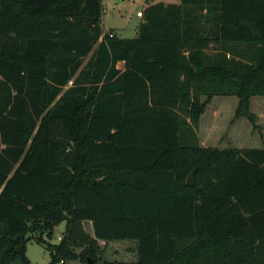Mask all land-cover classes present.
I'll use <instances>...</instances> for the list:
<instances>
[{
	"label": "trees",
	"instance_id": "trees-1",
	"mask_svg": "<svg viewBox=\"0 0 264 264\" xmlns=\"http://www.w3.org/2000/svg\"><path fill=\"white\" fill-rule=\"evenodd\" d=\"M102 11L0 0V264H32L27 234L42 244L62 222L50 264L73 244L93 264H264V147H205L197 133L216 94L237 95L236 116L257 126L264 0L160 1L133 38L104 32ZM122 239L138 242L136 261L98 260L99 240Z\"/></svg>",
	"mask_w": 264,
	"mask_h": 264
},
{
	"label": "rangeland",
	"instance_id": "rangeland-1",
	"mask_svg": "<svg viewBox=\"0 0 264 264\" xmlns=\"http://www.w3.org/2000/svg\"><path fill=\"white\" fill-rule=\"evenodd\" d=\"M179 3V0H102V26L104 32L115 30L117 35L123 38L136 37L138 27L142 22L143 16L138 17L137 12H144L145 8L156 2ZM185 15H196L193 27L199 35L214 36L216 29L215 20L210 16L205 19L207 14L191 5H184ZM219 43L211 42L208 53L212 54L219 49ZM229 47H232L228 45ZM227 46V47H228ZM227 56H233L232 51H228ZM90 57V56H89ZM89 57L85 62L88 61ZM207 95H202L201 101H206ZM239 105L237 95L216 94L207 102L205 111L200 116L198 126L199 143L205 147L224 148H259L264 146V95H254L251 97L250 110L256 117V127L252 121L243 116L237 117L236 112ZM66 228V223L62 222L54 228L51 236L47 233L42 235L44 243H37L38 231L31 230L27 237L26 254L32 264H50L51 253L48 246H57L62 241ZM84 229L93 235V226L91 222L84 223ZM138 242L133 239H122L112 241H99V253L97 258L100 262L108 261H126L132 262L138 259ZM72 255L63 257L65 264H93L84 259V246L73 244L69 247ZM14 264H21L20 262Z\"/></svg>",
	"mask_w": 264,
	"mask_h": 264
},
{
	"label": "water",
	"instance_id": "water-1",
	"mask_svg": "<svg viewBox=\"0 0 264 264\" xmlns=\"http://www.w3.org/2000/svg\"><path fill=\"white\" fill-rule=\"evenodd\" d=\"M194 184H195V171L193 170V171L189 174V176H188V178H187L186 185H187V186H194ZM90 262H93V261L90 260Z\"/></svg>",
	"mask_w": 264,
	"mask_h": 264
},
{
	"label": "crops",
	"instance_id": "crops-1",
	"mask_svg": "<svg viewBox=\"0 0 264 264\" xmlns=\"http://www.w3.org/2000/svg\"><path fill=\"white\" fill-rule=\"evenodd\" d=\"M180 1V0H179ZM157 3V2H156ZM165 3V2H164ZM180 3V2H179ZM178 3V4H179ZM154 4V3H153ZM152 5V4H151ZM139 17V16H138ZM113 33L115 34V35H117V32L115 31V30H113ZM138 35V34H137ZM118 36V35H117ZM118 37H120V36H118ZM120 38H123V37H120ZM133 38V37H132ZM117 68H119V69H122V70H124L125 69V62L124 61H118L117 62ZM264 147V146H263ZM218 148H222V147H218ZM253 148V147H252ZM255 148V147H254ZM259 148H262V147H259ZM99 241H101V240H99Z\"/></svg>",
	"mask_w": 264,
	"mask_h": 264
},
{
	"label": "built area",
	"instance_id": "built-area-1",
	"mask_svg": "<svg viewBox=\"0 0 264 264\" xmlns=\"http://www.w3.org/2000/svg\"><path fill=\"white\" fill-rule=\"evenodd\" d=\"M142 13H143L142 11H138L137 16H139V17L142 16Z\"/></svg>",
	"mask_w": 264,
	"mask_h": 264
}]
</instances>
